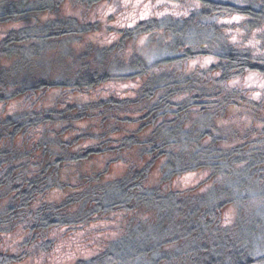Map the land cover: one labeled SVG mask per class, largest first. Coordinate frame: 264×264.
Returning a JSON list of instances; mask_svg holds the SVG:
<instances>
[{
	"label": "trees",
	"instance_id": "trees-1",
	"mask_svg": "<svg viewBox=\"0 0 264 264\" xmlns=\"http://www.w3.org/2000/svg\"><path fill=\"white\" fill-rule=\"evenodd\" d=\"M68 1L90 8L112 0H0V63L1 59L11 63L0 70V111L3 109L0 114V264L16 261L17 256L1 246L13 233L30 231L28 235L36 238L38 235L34 233L38 230L47 232L64 227L88 237L92 228L84 224L98 222L100 216L116 208H159L167 214V209L173 206L183 218L180 227L190 223L185 233L173 236L174 240H185L190 235L199 243L190 248V253L199 252L193 264L263 263L264 255L254 258L250 244L236 238L232 226L219 227L221 217L217 210L225 203L237 200L245 203L250 195L247 190L259 194L264 188V126L253 132L259 137L254 138L248 131H226L215 120L237 96L249 106L260 107L248 90L230 89L228 83L248 71L264 73V66L252 62L249 50L229 47L217 55L220 62L200 69L199 62L206 51H196L191 45L199 39L192 32L199 17L242 14L262 22L264 10L215 0H164L168 7L172 3L192 1L202 6L192 11L190 19H173L167 15L176 21L177 27L165 23L163 16L140 21L134 28H121L119 34L124 37L118 39L119 45L111 43L98 48L91 63L73 58L67 65L75 72L71 79H51L49 64H61L67 60L63 58L73 56L71 39L75 32L91 31L90 25L82 26L74 20L47 18ZM30 20L33 23L25 25ZM12 24L20 28H11ZM199 26L209 28L205 23ZM161 29L167 38L176 39L167 43L173 54L153 61L133 54L127 64L123 63L127 71H117L118 74L111 69L92 68V63L103 66L106 57L115 51L121 53L127 40L137 41L141 35ZM55 50L59 52L52 53ZM115 61L121 63L118 57ZM191 61L198 63L189 72ZM114 84L139 87L133 89L134 98L112 91L106 96L105 87ZM14 101L15 111L5 114L6 107ZM135 107L140 115L130 117L131 108ZM110 114L115 116L117 127L131 123L137 125L136 129H125L115 139L113 133L120 127L107 131L102 130L106 119L92 122ZM260 122L263 125L264 118ZM134 148L138 153L133 168H144L129 171L125 177L103 181L108 170L96 172L93 166H88L109 150L126 161L125 153ZM162 157L163 183L187 172L203 170L232 179L240 169L249 174L250 182L236 185L237 193H223L215 202L198 203L187 212L185 201H180L176 192L163 191L161 184L152 187L146 184L154 162ZM66 169H72L74 175ZM261 194L264 196V191ZM160 195L164 201L156 199ZM79 204L80 207L73 209ZM154 250L150 247L125 253L110 241L95 254L79 259L77 264H142L138 260L143 256L144 261L148 252ZM160 258L161 255L151 257L154 263Z\"/></svg>",
	"mask_w": 264,
	"mask_h": 264
},
{
	"label": "rangeland",
	"instance_id": "rangeland-1",
	"mask_svg": "<svg viewBox=\"0 0 264 264\" xmlns=\"http://www.w3.org/2000/svg\"><path fill=\"white\" fill-rule=\"evenodd\" d=\"M215 1L238 7L252 6L255 10H264V0ZM104 2L89 8L73 1H68L61 6L59 11L47 16L50 19L74 20L79 25L91 26V31L75 32L72 36L73 56L70 55L69 57L67 56L68 58H63L67 60L61 61V64L55 65L57 62L49 64L48 70L52 75L50 76L51 79H71L75 73L68 69L69 67L67 66L71 63V60L74 61L73 58L76 61L82 59V63H91L95 59V52L98 48L109 46L111 43H118V39L124 37L119 34L121 28H134L140 21L159 19L163 16H165V23H170L177 27L176 21L174 22L167 15L173 19H190L192 11L195 9L199 10L202 6L195 1L181 5L172 3L170 7L163 4L165 3L164 0H112L110 3ZM197 20L199 23H205L206 27H209H201L197 22H194L192 27L193 35L199 37V39L194 40L191 45L192 48L196 51L201 49L206 51V54H203L204 56L201 57L202 60L199 62L202 65L199 67L200 69H208L220 62L217 55L224 53L229 47L249 50L253 57L252 62L264 66V21L260 22L242 14L221 15L220 17L210 16L207 18L199 17ZM32 23L33 21L30 20L25 25H31ZM19 26L18 24H12L11 28H18ZM1 35L0 31V37ZM151 37L153 38L150 40ZM175 40V38H167L163 29L154 34L145 33L137 41H133V39L132 41L127 40V46H124L125 49H121V53L117 50L106 57L107 59L103 66L98 63H92V68L111 69L114 70V74L125 72L127 68L123 66V63L127 64L131 55L137 53L152 61L165 58L173 54L170 50L171 48H167V43L175 42ZM58 52V50H55L52 53L56 54ZM116 57L121 60V63H116ZM195 63L198 62H189V72L195 70ZM9 65H11L10 62L7 64L5 59H1L0 70L2 67ZM132 87L130 88L128 84H114L105 87L104 94L107 96L112 91L113 93H121L126 98H134L133 89L137 90L139 86L133 85ZM228 88L241 91L248 90L249 95L253 99H257L259 101L258 105L262 108L249 106L248 103L242 101L241 96H237L238 98L232 100L233 103L228 106L227 111L224 114L222 112V115L219 114L220 116L215 120L216 124L224 126L225 130L227 129L226 131L232 132L235 130L242 133L248 131L250 134L252 133L254 138H259L253 132L259 128L261 130L262 126H264L260 122L264 118V73L258 70L248 71L241 77L230 80ZM16 106V101L12 102L6 107L5 114L15 111ZM1 111L0 114H2ZM139 115L138 107L131 108L130 117H138ZM114 117V115L110 114L92 122H104L101 120L106 119L105 128L102 130L107 131H115L120 127L119 131L113 133L115 139H119L125 129L133 130L137 127V125H131V123L120 124L117 127ZM115 144L112 145L114 146ZM137 153V148L135 150L131 149L128 153H125L124 159L126 161H124L119 158L120 154L115 153L116 155H114V152L109 150L104 153L105 155L103 154L89 162L88 166H93L96 172L98 170H108L107 174L103 176V181H112L124 176L129 171L132 173V170L144 168L143 166L133 168L137 161ZM163 162L164 157L154 162L146 184L151 187L161 184L165 188L163 191L176 192L180 196L178 199L185 201L187 212H191L192 208L198 203L202 205L215 202L214 200H217L219 196H223V193H237L236 185L250 182L249 174L245 170L240 169L232 179L203 170L187 172L178 178H174L171 182L163 183L161 182ZM238 168L239 166L236 167V169ZM69 171L73 176V170L70 169ZM242 189H244V186ZM263 191V187L259 194L247 190V194L250 195L245 203L237 200L232 203H225L224 206L217 210L219 217H221L220 221H218L219 227L232 226V231L236 234V238L247 240V243L250 244L254 258L264 255V196L261 194ZM163 198L160 195L156 199H159L160 202L164 201ZM80 205L74 206L73 209L80 207ZM167 210V214H164L159 211V208L156 210H145L141 207L116 208L112 212L100 216L101 219L98 222L85 223L84 227L86 228L90 224L92 233L88 237L83 235L84 239L81 235L82 233L75 231V234L73 230L67 231L63 227L47 232L38 230L34 233V235H38L36 238H31L28 235L30 231H26V234L24 232L20 234L19 232H17L18 234L13 233L14 235H8L7 239L2 241L1 246L5 251L17 256L13 264H77L79 259L88 258L95 254L107 246L110 241H112L113 247L122 249L125 253H137L143 249L154 247V252H148L147 256H145L144 261L147 264H153L154 260L152 259L157 258L158 255H161V258L157 259L154 264H193L194 256L197 252L195 254L190 253V248L192 246L197 247L199 243L194 237L191 238L190 235L185 240L181 239L180 241H175L173 237L185 233L186 228L189 229L190 223L185 228L180 227L183 218L177 215V207L173 206ZM32 240H34L33 243H31ZM161 242V248L157 250L156 248ZM173 253L176 254L175 257L172 256ZM141 259L138 262L142 261L141 263L144 264L143 259ZM259 264H264V262Z\"/></svg>",
	"mask_w": 264,
	"mask_h": 264
}]
</instances>
